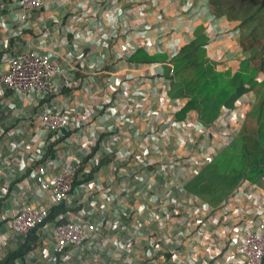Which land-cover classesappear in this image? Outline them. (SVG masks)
<instances>
[{
  "label": "built area",
  "instance_id": "1",
  "mask_svg": "<svg viewBox=\"0 0 264 264\" xmlns=\"http://www.w3.org/2000/svg\"><path fill=\"white\" fill-rule=\"evenodd\" d=\"M91 2L81 0L71 8L77 29L65 31L72 34L68 54L75 75L83 69L91 77L65 75L60 63L29 46L10 47V40L25 35L32 11L48 10V0H16L17 27L0 40V227L5 230L0 260L12 243L18 246L42 226L41 236L54 240L49 264H263L264 190L241 180L211 206L184 189L236 135L235 111L221 110L216 124L206 127L190 118L167 121L158 106L163 91L152 65L131 63L136 73L116 75L137 47H151L153 39L143 34L142 42L131 45L128 32L131 23L161 19L158 0ZM94 75L101 77L105 96L88 118L101 116L108 124L86 142L84 155L69 153L59 161V144L73 143L74 133L88 121L75 117L70 106L53 104L60 93L57 80L78 87ZM110 117L125 126L115 128ZM156 123L172 131L157 134ZM173 140L187 153L170 152ZM185 143L196 147L188 150ZM102 167L109 171L106 185L99 182ZM90 173L89 181L74 187L77 178ZM61 205L66 212L46 222Z\"/></svg>",
  "mask_w": 264,
  "mask_h": 264
},
{
  "label": "trees",
  "instance_id": "2",
  "mask_svg": "<svg viewBox=\"0 0 264 264\" xmlns=\"http://www.w3.org/2000/svg\"><path fill=\"white\" fill-rule=\"evenodd\" d=\"M210 16L226 18L239 30V48L249 57L241 59L235 71L217 70L206 54L208 38L199 25L195 37L179 49L169 63L162 53L150 54L142 48L129 57L131 63H161L163 75L170 78L168 95L184 101L176 114L182 118L187 111H194L203 125L212 123L222 106L232 107L242 93L258 91L244 112V123L237 136L228 143L207 166L193 176L185 190L200 201L211 205L220 203L241 180H248L264 190V0H207ZM0 53V59L4 56ZM187 72L183 75L182 72ZM172 74V75H171ZM249 123V124H248ZM83 159L77 176L87 162ZM93 174L78 178L74 187L89 181ZM66 212L64 205L54 207L46 219L53 223L58 214ZM42 226L34 229L18 246L10 245L0 264L24 262L26 255L41 246ZM264 264V261H263Z\"/></svg>",
  "mask_w": 264,
  "mask_h": 264
},
{
  "label": "crops",
  "instance_id": "3",
  "mask_svg": "<svg viewBox=\"0 0 264 264\" xmlns=\"http://www.w3.org/2000/svg\"><path fill=\"white\" fill-rule=\"evenodd\" d=\"M80 1L81 0H48V10L32 11L30 13V20L28 21L29 27L24 31L25 35L18 37V40H10V47L14 48L17 43L18 50L22 48L24 49L26 46L36 49L40 53L49 56L52 61L60 63L65 69V75H75L74 67H72L69 62L71 57L68 54V52L72 50V44L70 46L72 38L70 37V34L65 33V31L66 28L71 29L72 31L77 29V25L73 21L70 10L77 6ZM86 1H92V4L99 3V0ZM119 4L123 6L121 2H119ZM197 12V15L190 14L187 15V19L178 21V24L174 26L175 30L173 34L169 37V39H174L169 42H163V45H161L162 48L166 50L169 48L177 50L193 38L194 29L198 24L204 23L206 27L212 24L213 28L216 27L215 30L218 31L220 35L210 39L208 46H206L207 54L215 63L217 70L228 69L230 71H235L237 68V43H233V41L228 38V32L224 33L226 29L222 28V23L219 20H213L211 18L208 14L207 7L204 4L200 5ZM16 14V0H0V17H2L6 23V26L0 27V40L3 39L2 36L7 33V29L10 27H17L18 21ZM41 24L45 25L49 31L44 32L45 29L40 27ZM133 66L134 65L128 62V64L118 71L116 75L123 77L125 74L129 75L136 73V67ZM182 73L186 76L187 72L185 71ZM89 74H87V77H91V74ZM97 75H94L93 79L86 78L85 85H78V87H67L61 83V77L57 80V82L60 83V93L54 97L53 104L55 106H70L75 117H78L79 119L84 117L88 121L85 123L84 127L81 128L80 132L76 134L74 133L72 136L73 143H69V139L68 143L62 142L59 144V161L62 159L64 160L65 156L69 153H75L80 156L84 155L82 149L89 145V143L86 142L91 141V136L99 131L101 125L108 124L103 122L101 116L93 117L92 115L90 119L88 118L91 110H93L105 96L104 90L99 89L102 80L101 77ZM72 79L73 77L71 80ZM148 86V84L145 85L146 88H148ZM10 99L13 102L18 103L17 99L13 96H10ZM28 108L29 107H27V111H29ZM92 112H94V110ZM165 112L167 115L170 114L168 108ZM109 122H114L115 128L116 126H125L123 122H118L113 117H110ZM126 127L128 126L126 125ZM51 153L54 152L51 151ZM101 172L102 174L99 177V182L100 184L106 185L108 182L109 171L107 169L104 170L102 167ZM84 199L85 197H83V201ZM10 204L12 203L10 202ZM4 231L5 230L0 227V239L4 234ZM12 242L13 241L11 240L10 244ZM53 243V239L41 236V246H36L31 252H29L26 255L24 262H20L19 260L16 261H19L21 264H49L50 257L48 259L47 257L50 255V247ZM12 244L14 245V243Z\"/></svg>",
  "mask_w": 264,
  "mask_h": 264
},
{
  "label": "clouds",
  "instance_id": "4",
  "mask_svg": "<svg viewBox=\"0 0 264 264\" xmlns=\"http://www.w3.org/2000/svg\"><path fill=\"white\" fill-rule=\"evenodd\" d=\"M206 1L207 0H158L159 7H160L159 11H160V14L162 16L161 19L160 20H149V21H147L144 24H139L138 23V25H137V23L136 24L135 23H131L132 30H130L128 32L129 43L131 45H134L135 42L136 43H138V41L142 42L143 40L140 37L142 34L145 35L146 37L152 38L153 39L152 40V44H151V47L149 49H145L143 47H137L136 49L142 48L143 50H145L147 53H150V54H154L155 52H156V54L157 53H162L163 55H165L166 63H169L172 60V58L177 54L179 49L182 48L184 45L181 46L180 48H178L177 50H173L171 48L166 50V49L162 48L161 45H163V42H169V41L174 39V38L169 39V37L173 34V32L175 30L174 26H176L178 24V21H181L183 19H187L188 18L187 15H190V14L197 15V13H198L197 10H199L201 4H204L207 7L208 14L210 15L209 6L207 5ZM119 2H121V1H119ZM121 3L123 4V8L127 7V5H125L123 2H121ZM128 5H129V3H128ZM135 5L130 4L129 6H133L134 7L133 9L135 10L136 9ZM128 18L133 21L134 20L133 18H135V15H133L131 13V14L128 15ZM211 18L213 20H219L222 23V28L226 29V31H224V33L225 32L229 33L228 34V38L231 39V41H233V43H237V37H238V42H239L240 32L236 28V26L234 25L233 22L229 21L226 18H221V19L213 18V17H211ZM199 25L203 26V28H204V32L203 33L208 38V41L205 44V49H206V46H208L210 39L215 38L216 36L220 35V33L215 30L216 27L213 28L212 24H210L208 27H206V25L204 23H200V24L197 25V27ZM145 26H148V28H145ZM195 29H194V31H195ZM66 33L70 34V37L72 38L71 32H66ZM194 37H195V34L193 33V38L190 39L189 42L192 41L194 39ZM70 44H72V43H70ZM237 48L240 50L239 44H238ZM244 53H245V55L239 53L240 56L237 54L238 55V57H237V66H238V63L240 62L241 59H247L249 57V55H250L247 52H244ZM206 54H207V49H206ZM127 61L129 62V58L127 59ZM129 63H131V62H129ZM135 64L137 66H140V65H142V66L143 65H152L153 69H154V71L156 73L155 74L156 78H159L161 80L159 82V84H157V85H158V88L163 91L162 92L163 98H162V101H161L162 103H160V105H158L157 100H156V107L155 108H158V106H159L160 109L163 110L162 116L164 118H166L167 121H170V122L174 121V122H177V123H183L186 119L190 118V119L195 120L197 123H199V125H201L203 127H206V126H209V125L216 124L215 122L219 118V116L221 114V110L228 109L231 112L235 111V114L237 116L238 131H237L236 135L234 136V138L237 136V134L239 133V131H240V129L243 126V123H244L245 108L247 107L248 103L255 98V93H254L255 89H253V90L249 89L248 91L242 93L239 97H237L234 100L232 107L222 106L220 108L219 116L212 123H209L207 125H203L202 122L198 119V114L196 112L192 111V110L187 111V113L184 115V117H182L180 119L176 117V114L178 113L179 109L183 106L184 101L179 100V99H172V98L169 97L167 92L169 90L171 81H170L169 77H166V76L163 75V68H162L161 63L155 62V63H144V64L135 63ZM106 70L108 72H111V67L108 66L106 68ZM89 73H90L89 71H85V70L81 69L80 71H78L76 73L75 76L76 77H85ZM149 84L150 83H148V85ZM156 98L158 99V97H156ZM167 99L169 100V102H165V100H167ZM167 108L170 110V114H168V115L165 112ZM221 122L224 123V122H227V121H221ZM154 128H155V131L157 132V134H165L166 133L168 135V133L172 131L173 127H171L170 131L167 129L168 130V132H167V131H165V126L164 125L156 123L154 125ZM209 142H210V140L208 139L207 144H209ZM230 142H228V143H230ZM227 144H225V146ZM182 146H179L178 143L174 142V140H173L171 142L170 152L180 153L181 155H184V154L187 153L186 152L187 150L184 147V145H182ZM225 146L223 148H221L220 151H222L225 148ZM187 147H188V150H189L190 148L195 149L196 146L194 144L193 146L187 145ZM218 153L214 157H216L218 155ZM214 157H212V159ZM210 160L208 161V163L210 162ZM207 164L204 167H202L199 171L203 170L207 166ZM198 172H196L193 176H195ZM189 180H187V182ZM186 183L184 185V189H185ZM188 194L193 196L190 193H188ZM193 197H195V196H193ZM195 198L200 203H207V202H204V201H200L197 197H195ZM207 204H209V203H207ZM209 205H211V204H209ZM216 205H211V206H216Z\"/></svg>",
  "mask_w": 264,
  "mask_h": 264
},
{
  "label": "rangeland",
  "instance_id": "5",
  "mask_svg": "<svg viewBox=\"0 0 264 264\" xmlns=\"http://www.w3.org/2000/svg\"><path fill=\"white\" fill-rule=\"evenodd\" d=\"M237 46H238V37H237ZM237 51H238V55H239V53H241V54H243V55H245V53L240 49H237ZM238 55H237V57H238ZM240 56V55H239ZM258 90L255 88V90H254V93H256ZM249 124V123H248Z\"/></svg>",
  "mask_w": 264,
  "mask_h": 264
}]
</instances>
